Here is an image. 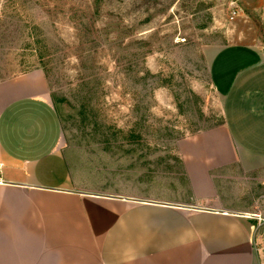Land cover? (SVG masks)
I'll return each instance as SVG.
<instances>
[{
	"label": "rangeland",
	"instance_id": "1",
	"mask_svg": "<svg viewBox=\"0 0 264 264\" xmlns=\"http://www.w3.org/2000/svg\"><path fill=\"white\" fill-rule=\"evenodd\" d=\"M231 3L0 0V81L43 70L67 144L90 147L93 158L106 148L110 167L125 181L138 177L130 186L149 193L185 192L179 146L217 148L221 163L236 159L247 169L261 164L250 171L222 167L213 179L221 196L235 193L252 214L264 259V131L252 123L260 113L231 114L218 92L235 76L236 65L223 69L226 59L245 49L232 46L219 59L212 56L223 46L249 45L260 17L239 2L241 14L231 22ZM234 121L245 128L234 131Z\"/></svg>",
	"mask_w": 264,
	"mask_h": 264
},
{
	"label": "crops",
	"instance_id": "2",
	"mask_svg": "<svg viewBox=\"0 0 264 264\" xmlns=\"http://www.w3.org/2000/svg\"><path fill=\"white\" fill-rule=\"evenodd\" d=\"M230 1L258 12L259 34L249 45L212 49L213 59L245 49L226 59L223 69L236 65L235 76L218 92L231 114L260 113L252 123L263 132L264 98L242 97L264 95V0ZM241 127L234 121V131ZM98 149L93 158L90 147L67 144L43 70L0 81V264H264L252 214L235 193L221 196L213 179L222 167L261 164L247 169L236 159L221 163L217 148L179 146L185 192L149 193Z\"/></svg>",
	"mask_w": 264,
	"mask_h": 264
},
{
	"label": "built area",
	"instance_id": "3",
	"mask_svg": "<svg viewBox=\"0 0 264 264\" xmlns=\"http://www.w3.org/2000/svg\"><path fill=\"white\" fill-rule=\"evenodd\" d=\"M241 14V9L236 3H231V11L229 14V20L231 22L235 21Z\"/></svg>",
	"mask_w": 264,
	"mask_h": 264
}]
</instances>
